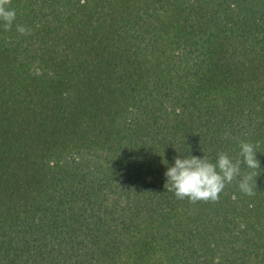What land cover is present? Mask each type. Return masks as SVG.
<instances>
[{"label": "trees", "instance_id": "16d2710c", "mask_svg": "<svg viewBox=\"0 0 264 264\" xmlns=\"http://www.w3.org/2000/svg\"><path fill=\"white\" fill-rule=\"evenodd\" d=\"M11 7L0 264H264V0ZM242 140L259 145L254 196L240 177L217 203L165 187L175 158L242 159Z\"/></svg>", "mask_w": 264, "mask_h": 264}, {"label": "clouds", "instance_id": "9594fccd", "mask_svg": "<svg viewBox=\"0 0 264 264\" xmlns=\"http://www.w3.org/2000/svg\"><path fill=\"white\" fill-rule=\"evenodd\" d=\"M12 0H0V21H3L4 31L13 30L17 12L11 7ZM18 34L27 36L31 30L22 24H16ZM239 156L242 159L233 160L227 153L217 154V160L212 163L207 157L175 158L174 166L165 172L167 183L165 187L172 191L179 200L187 199L190 203H217L227 184L237 177L239 191L248 197L255 195L256 177L260 175V161L257 159L259 145L249 140L239 141ZM166 163V162H165ZM241 164L249 171L241 174Z\"/></svg>", "mask_w": 264, "mask_h": 264}]
</instances>
